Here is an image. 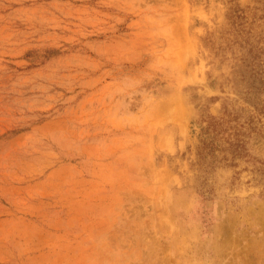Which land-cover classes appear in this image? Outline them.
I'll return each instance as SVG.
<instances>
[{"label":"rangeland","instance_id":"1","mask_svg":"<svg viewBox=\"0 0 264 264\" xmlns=\"http://www.w3.org/2000/svg\"><path fill=\"white\" fill-rule=\"evenodd\" d=\"M0 264H264V0H0Z\"/></svg>","mask_w":264,"mask_h":264}]
</instances>
